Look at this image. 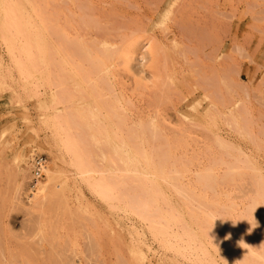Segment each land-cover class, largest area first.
Returning <instances> with one entry per match:
<instances>
[{
  "label": "rangeland",
  "instance_id": "rangeland-1",
  "mask_svg": "<svg viewBox=\"0 0 264 264\" xmlns=\"http://www.w3.org/2000/svg\"><path fill=\"white\" fill-rule=\"evenodd\" d=\"M0 260L264 264V0H0Z\"/></svg>",
  "mask_w": 264,
  "mask_h": 264
},
{
  "label": "built area",
  "instance_id": "built-area-1",
  "mask_svg": "<svg viewBox=\"0 0 264 264\" xmlns=\"http://www.w3.org/2000/svg\"><path fill=\"white\" fill-rule=\"evenodd\" d=\"M43 163H44V159H38L37 161H36V164H37V170H36V175L37 176H39L40 175V167H41V165H43Z\"/></svg>",
  "mask_w": 264,
  "mask_h": 264
},
{
  "label": "clouds",
  "instance_id": "clouds-1",
  "mask_svg": "<svg viewBox=\"0 0 264 264\" xmlns=\"http://www.w3.org/2000/svg\"><path fill=\"white\" fill-rule=\"evenodd\" d=\"M257 226V222H256V225H255V227ZM249 231H251V229H249ZM229 237H225V239H228ZM240 243V246L241 247H244L245 248V246H247V248H250L247 244H245L242 240L239 242Z\"/></svg>",
  "mask_w": 264,
  "mask_h": 264
},
{
  "label": "bare ground",
  "instance_id": "bare-ground-1",
  "mask_svg": "<svg viewBox=\"0 0 264 264\" xmlns=\"http://www.w3.org/2000/svg\"><path fill=\"white\" fill-rule=\"evenodd\" d=\"M71 134V133H70ZM74 140V139H73ZM0 264H2L1 260H0Z\"/></svg>",
  "mask_w": 264,
  "mask_h": 264
}]
</instances>
